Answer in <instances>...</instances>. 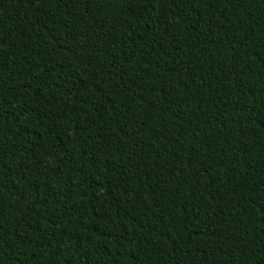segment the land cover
Returning a JSON list of instances; mask_svg holds the SVG:
<instances>
[{
    "label": "trees",
    "instance_id": "trees-1",
    "mask_svg": "<svg viewBox=\"0 0 264 264\" xmlns=\"http://www.w3.org/2000/svg\"><path fill=\"white\" fill-rule=\"evenodd\" d=\"M0 264H264V0H0Z\"/></svg>",
    "mask_w": 264,
    "mask_h": 264
}]
</instances>
